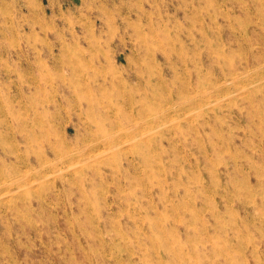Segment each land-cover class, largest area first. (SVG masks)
<instances>
[{
    "label": "rangeland",
    "instance_id": "rangeland-1",
    "mask_svg": "<svg viewBox=\"0 0 264 264\" xmlns=\"http://www.w3.org/2000/svg\"><path fill=\"white\" fill-rule=\"evenodd\" d=\"M252 48L264 64V0H0V120L46 119L58 83L93 74L100 99L79 118L69 96L70 122L49 125L92 153L50 160L39 191L42 175L0 182V264H264V72L227 73ZM119 108L145 121L105 145Z\"/></svg>",
    "mask_w": 264,
    "mask_h": 264
},
{
    "label": "bare ground",
    "instance_id": "bare-ground-1",
    "mask_svg": "<svg viewBox=\"0 0 264 264\" xmlns=\"http://www.w3.org/2000/svg\"><path fill=\"white\" fill-rule=\"evenodd\" d=\"M256 53L257 52H254L252 48L245 57V63H239V64H234V65L232 64L230 66L227 73L232 76V82L234 85L238 86L240 82H244V81H247V83L244 82L245 84L250 85V84L256 83L257 81L256 79L259 80L262 78V75L264 72V64H261L258 67L254 66V63L256 61L258 62V57L256 56ZM253 57L255 59H253ZM86 78L88 79V81L94 82V80H97V75L93 74L92 76H88ZM90 82L84 83L86 85V88L83 89L82 91L81 90L78 91L75 89V90H72L71 93L69 94L70 97L73 96L74 98L73 101L75 102L74 103L75 105H73L72 107H74L76 110L79 111L78 113L79 118L80 117L82 118L84 110L85 112L86 110L88 111L90 109L93 110L95 104L100 105V99L97 97L96 94L93 93V89L92 90L90 89L91 88ZM106 82H107L106 80H103L101 84L97 85L96 90H95L96 93H100L101 88H104L105 90H107V88L105 87ZM58 85H59V89L54 90L52 98L47 100L50 103L49 105H51V107H48V108L46 107V113L50 115V117H47L46 119L42 117L43 114L41 115L40 112L38 113V115H36L33 118H29L30 114L27 113L25 121H23V123L19 125V124L13 123L12 121L13 118L10 119L7 112L2 111L4 118L0 120V163L4 164L6 161H8L11 167L7 169L4 167L5 165L4 166L0 165V182L3 181L5 179V175H7L9 177L8 179L12 178V181L11 183H9V186H12V185L15 186V185L20 184L21 183L20 181L29 180L27 182H30V179H33V178L38 179V176L42 175L43 177L42 179L44 180H41L40 183H38L39 188L37 191H39L40 188H43L46 185L45 177L47 176H45L44 174L48 171H52V167L54 166L53 164H50V160L59 159L60 160L59 163L61 164H70V163H74L75 161L79 163L80 156H83L85 154L87 155V153L89 154L92 153V152H89L90 149L88 146L90 145H86L85 148H81V146L80 147L77 146L76 149H70L66 145V142L64 140L53 141V139L51 138V135L53 133L51 130V126L49 127L50 123L52 124L54 120L61 119L63 116H67L69 118V122L71 119L70 117L71 109L68 110L67 108V106L71 107L72 105L70 97L64 91H62L61 86L63 84L58 83ZM198 86L202 87L204 85L200 83ZM212 88L213 89L210 90L211 91L210 93L207 92L209 91L207 89V86L205 87V91L202 90L203 92H201L207 98V100L212 98L211 96L213 95H211V93L216 92L215 94L216 96L214 97H219L220 95H223V93L227 92L223 90V89H226L225 84H223L222 86H219V84L216 83L215 85H213ZM192 102H193L192 99L191 100L186 99L180 102L178 107L180 110H184L186 107L192 106ZM130 104L133 105L132 103ZM51 108L53 109V112H50ZM120 109L121 108H119L118 111L113 112V113L112 111L110 112V110H107L108 114L106 116V120H108V127L111 130L118 129L116 132L118 134L115 135V134L107 133V130L104 129L103 131L106 134V136L103 140V144L105 145L117 146L120 139L124 137L126 134L134 136L136 132L139 130L138 129L139 121L137 120L141 118L143 120V117L147 114V112H145L144 110H141L140 112L141 115L137 117L133 113L131 114L127 112L125 113L121 111ZM152 114L154 115L155 122L158 123L159 122L158 112H153ZM15 117H17V114L15 115ZM125 124H128V125H125ZM76 131H77V134H81L80 129H76ZM93 150H95V148ZM70 168L73 169V165L68 166L66 168V171H69ZM60 170L62 171L64 169H60ZM80 171L81 170H78L77 172H73V174H68L70 172H67L68 175H72L69 177H67V174H62L63 172H61L62 174V175L60 174L61 181L62 182L69 181V182L74 183L75 182L74 178L77 177L76 174L81 173ZM41 182H43L44 184H42ZM75 183H78V181H76ZM35 184L37 183L35 182ZM21 185L22 183L19 186L20 188H21ZM30 185L31 184H29V187ZM36 187H38V185ZM17 191L18 190H15V192ZM7 194L9 193L7 192Z\"/></svg>",
    "mask_w": 264,
    "mask_h": 264
}]
</instances>
